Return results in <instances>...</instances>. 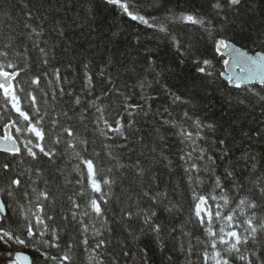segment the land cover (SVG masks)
I'll use <instances>...</instances> for the list:
<instances>
[{
  "label": "trees",
  "instance_id": "16d2710c",
  "mask_svg": "<svg viewBox=\"0 0 264 264\" xmlns=\"http://www.w3.org/2000/svg\"><path fill=\"white\" fill-rule=\"evenodd\" d=\"M136 3L139 5L140 14L147 18L156 17L157 21L163 20L171 10L177 16L180 13H198L211 18L213 26L220 28L219 20L210 9V0H136ZM23 4H27L28 7L24 8ZM87 7L93 9L91 14L86 11ZM254 7L256 8L254 19L249 20L243 34L227 33L236 47L250 54L261 51V40L257 37L261 31V24L264 23L259 0ZM29 9L31 19L27 18ZM26 23L38 31L42 30V36H33L30 39L31 29L24 27ZM167 27L185 47L191 44L193 53L211 60L210 70L213 74L207 77L206 90L193 88V81L199 74L194 71V66L187 56L181 57L176 52L170 36L130 20L118 8L105 5L104 0H90L87 4L85 0H0V49L11 38L13 48L8 49L9 59L20 68L27 65L25 71L17 78L26 90L19 93L22 105L25 108L30 106L26 92L35 90L34 94L42 109L46 107L43 103L45 98L49 102L48 106H54L57 112L74 107V111H69L72 119L62 120V123L71 125L78 134L88 139V151L82 155L94 159L97 164H102L106 168H112L111 175L116 178L109 204L102 205L106 210L105 218L108 221L106 227L111 231H106L105 226L99 221H95L93 229V220L78 215V219H83L89 228L86 234H82L81 226L71 222V212L79 213L84 210L86 197L77 195L80 184L76 181L87 183L85 166L78 160L64 155L58 156L54 164H41L44 176L38 181V188H46L51 198L55 200V221L49 223L64 228L65 222L61 217H69V223L61 234L60 244L63 248L66 242L71 240L77 245L71 253L72 264H97V261H103V264H142L143 257L140 252L142 248L147 252L149 264H186L185 254L178 250L181 243L185 248L188 246L189 238L182 236V226L184 231L191 233V242L194 245L196 237L203 238V230L198 227L195 220L189 222V216L193 215L192 192L184 172L187 165L180 159L181 155L191 150V146L181 142V139L173 134L174 130L171 127L163 125L164 120H179L182 112L187 110L205 122L218 123L215 132L206 129L202 133L206 139L196 141L197 148L205 149L207 156L215 160L214 174H210L203 171L210 161L193 159V162L201 165L200 177L204 181L202 184L191 186L196 188L197 193L218 195L219 190L214 191L216 176L221 177L225 190H229L232 180L225 179V169H233L236 178L246 182L250 174V169L247 168L250 161L246 162L242 157L245 153L254 154L256 157L264 156V140H261V134H264V117L260 115L259 107L248 112L230 107L225 102V97L229 94L232 97L242 94L243 87L236 89L223 80L224 58L215 52L212 38L203 28L178 20L169 21ZM34 40L39 47L33 43ZM40 48L47 51L46 65L42 62L44 57ZM17 52L20 53L19 56L16 55ZM147 55L156 60L155 72L147 68L144 59ZM54 69H59L61 77L59 81L53 74ZM156 72H161V75L157 77ZM85 73L92 77L91 86L86 84ZM36 76L40 77L39 88L48 94L47 97L37 89V86L30 84L31 79ZM109 80L112 84L108 83ZM141 80L146 84L143 90L139 87ZM196 83L199 85V80H196ZM163 85H167L172 92L184 99L191 100V103L173 105ZM60 88L64 89L62 97ZM53 92L57 94L56 100H52ZM194 92L196 96L192 99ZM77 96L80 97L81 103L79 106H73V100ZM98 97L101 99H97ZM125 97L128 98V104L141 107L125 109ZM93 101L104 107V114L109 123L117 119L121 121L125 126L123 130L126 138L114 132H108L107 136L100 134L96 125L99 113L95 107L90 106ZM164 108H169L172 116L164 112ZM81 111L85 116L83 121L79 115ZM129 111L132 112L131 116ZM0 114L2 136L4 123L8 122V117L16 118V113L10 106L5 110L2 97ZM129 122L132 124L131 128L127 127ZM188 124H191V121ZM45 127H49L47 122ZM103 127L101 122L100 128ZM220 140L226 141V144H220ZM222 148L228 150L227 155L221 151ZM59 151H65L64 144L59 146ZM109 151L117 159H110L107 156ZM94 153H99V156H95ZM162 154L167 160L162 158ZM196 155L197 153H193L194 158ZM6 158L9 161L13 159L0 152V164L4 163ZM137 162L140 167L146 169L143 177L136 175ZM78 164L84 174L83 179L76 169ZM26 166L27 164L21 165L20 168ZM260 166L261 161L257 160V167ZM45 180L47 184L44 183ZM4 183L3 177L0 176V186ZM87 191L90 192V188ZM145 191L149 195L166 193L167 199L159 205L153 204L143 195ZM69 197L75 198L81 205L79 210L73 208ZM169 202L177 204L181 210L169 214L164 208ZM215 203L209 200L213 210ZM138 209L157 211L154 219L163 228L166 245L164 252L160 251L152 233L145 231L140 234V229L144 227L140 218L134 216L131 220H122L124 212L135 213ZM52 210L49 208V211ZM9 215H12L11 210ZM96 229L100 230L99 235H95ZM128 230L139 234L140 239L133 241L128 235ZM19 234L25 235L23 232ZM85 238L89 241L87 250L80 243ZM99 240L106 243L96 249L95 245ZM19 247L22 249L19 250ZM200 248L201 246L197 245L193 249L191 260L194 264H200V259L196 255ZM20 251L30 255L32 264H42L43 258L33 248L20 245L8 248L2 244L0 264H8V253H12L14 257L15 253ZM49 252L51 255L59 254L57 249H50ZM125 252L128 255H124ZM169 256L172 257L171 261L167 259ZM43 264L49 262L43 261Z\"/></svg>",
  "mask_w": 264,
  "mask_h": 264
},
{
  "label": "snow or ice",
  "instance_id": "6c2138e0",
  "mask_svg": "<svg viewBox=\"0 0 264 264\" xmlns=\"http://www.w3.org/2000/svg\"><path fill=\"white\" fill-rule=\"evenodd\" d=\"M258 0H210V9L212 14L220 22V28L213 26V20L198 13H180L178 16L169 10V15L163 20L157 21L156 17L147 18L138 11L139 5L136 0H104L105 5L118 8L122 14L126 15L130 20L137 21L148 28L155 29L160 33L170 36L172 46L181 57L187 56L194 71L199 75L193 81V88L207 89V77L212 76V62L209 59L202 58L201 55L193 53V46L190 44L187 47L171 34L167 23L169 21H180L186 24L198 26L212 38V45L216 53L223 55L227 50L231 57L232 66L240 69L239 73L226 74L225 79L227 84L241 89L243 93L232 97L230 94L225 97V102L230 107L241 109L242 111L252 112L259 107L260 115L264 117V23L261 24V31L257 39L261 40V51L254 55H248L240 48L236 47L232 39L227 35L228 32L236 34L244 33L245 28L249 24V20L254 19V13ZM90 3V0H85V4ZM260 11L264 16V0H259ZM27 8V4H23ZM86 11L91 14L93 9L87 7ZM28 19H31V9L28 11ZM91 18V15H89ZM25 28L31 29L29 38L33 36H42V30L32 27L26 23ZM223 33V34H217ZM63 34V31H60ZM33 43L39 47V44L34 40ZM13 48L11 38L9 42L3 45L0 49V97L3 99V107L7 110L10 106L11 110L16 113V118L8 117V122L4 123V133L0 136V152L6 153L13 159L11 161L5 159V162L0 164V176L3 177L5 183L0 186V244L11 248L13 245L31 247L39 253L43 261L49 264H72V250L77 246L71 240L66 242L62 248L60 244L61 234L64 228L69 223L68 216H62L65 222L64 228L50 224L55 221L54 204L55 200L51 198L49 191L38 188V181L43 179L44 171L41 167L42 163L54 164L58 156H70L84 165L87 170V183L80 184L78 196L86 197V203L82 212L72 211L71 222L78 223L81 226V233L86 234L89 231L88 226L83 219H78L79 216L89 217L93 220V229H95V221H99L102 226H105L106 231H111L106 225V210L102 205H108L113 192V187L116 184V178L111 175L112 168H106L102 164H97L92 158L84 157L82 154L88 151V139L76 132V130L62 120H71L72 116L69 111H74V107L69 110H61L57 112L54 106H48L49 102L45 98L43 101L46 106L42 109L39 106L35 90H28L26 96L30 101V106L25 108L22 105L21 96L19 93L26 90L21 82L17 79L25 68H20L17 63L9 59L8 49ZM147 51V50H146ZM40 52L44 59L42 62L46 65L47 51L40 48ZM198 52V50H197ZM17 56L20 53H16ZM147 68L153 72L156 69V60L151 56H145ZM183 62V61H181ZM225 65L229 64V60L223 61ZM87 67V65H85ZM54 76L57 81L61 79L59 69H54ZM161 72H156L159 77ZM86 84L91 86L92 77L85 73ZM196 80H199L197 85ZM159 82V81H157ZM41 83L40 77H33L30 81L31 85L37 86V89L47 97V93L39 88ZM112 84V81H108ZM51 84V81H49ZM146 86L145 81L139 82L141 90ZM150 86V85H148ZM165 93L170 96L171 102L175 104H189L191 100L184 99L182 96L172 92L167 85L162 86ZM118 91V90H117ZM60 96L64 95V89H59ZM71 95V93H68ZM196 93H193L192 99H195ZM57 94L52 93V100H56ZM101 99V98H97ZM125 97V109L140 108V105H130ZM146 99H150L146 97ZM81 103L80 97H75L73 106H79ZM95 107L99 115L96 117L97 129L102 136H107L108 132H114L120 137H125L124 125L119 119L113 123L105 117V109L95 101L91 103ZM164 112L172 116L169 108H164ZM2 115V114H0ZM80 119H85L84 112H80ZM129 115L132 112L129 111ZM47 118V121H46ZM191 121V124L188 122ZM49 127H45V123ZM103 122L104 127L100 128V123ZM163 125L171 127L173 134L181 139V142L188 143L191 150L180 159L185 161L187 165L184 172L187 176V182L192 192L193 215L189 216V222L194 219L200 229L202 236L196 237V244L191 242V233L181 228V234L188 237V246L179 245V251L185 254L186 264H194L191 260L193 249L200 245V251L196 253L200 259V264H264V156L256 157L254 154L245 153L242 159L246 162L247 168L250 169L249 178L246 182H241L236 178L233 169H225V179L230 178L232 185L229 190H225L221 177L216 176L214 179L215 190H219L218 195H204L197 193L192 185L202 184L204 181L200 177L202 170L201 165L193 162L210 161L207 167L203 168L206 173L214 174L215 160L211 156H207L205 149L197 148L196 141L204 140L206 137L202 135L207 129L215 132L218 129V123L205 122L198 116H193L189 111L182 112L179 120L166 119ZM86 127V125H85ZM127 127L131 128L129 122ZM194 129V131H193ZM126 138V137H125ZM261 140H264V134H261ZM220 144H226V141L220 140ZM65 145V151L60 152L59 146ZM107 147V146H106ZM70 150V151H69ZM221 151L227 155V149L222 148ZM193 153H197L195 158ZM99 156V153H94ZM107 156L115 160L117 159L111 151ZM162 158L167 160V157ZM257 160L261 161V166L257 167ZM170 163V161H169ZM27 164L26 167L20 168L21 165ZM123 167V165H119ZM20 169V170H17ZM76 169L84 178L83 172L80 170V165H76ZM146 169L140 167L139 162L136 164V175L143 177ZM71 183V181H67ZM47 184V181H44ZM90 188V192L87 189ZM229 191L231 195H229ZM153 204H161L164 199H167V194L158 192L155 195H149L147 191L143 193ZM73 208L79 210L81 205L73 197H69ZM209 200L216 202L215 210L209 205ZM52 208V211H49ZM165 211L169 214L179 212L181 209L177 204L169 202V205L164 206ZM11 210L12 215H9ZM138 217L142 220L144 227L140 229V234L148 231L153 234L155 242L161 252H164L166 247L162 225L155 221L157 211L155 209H138L135 213L124 212L123 221L131 220L133 217ZM13 224L15 226L13 227ZM4 225H8L5 227ZM217 225L219 227L217 228ZM127 230V227H126ZM25 233L21 236L19 233ZM100 230H95V235H99ZM128 235L133 241H138L140 235L128 230ZM31 242V243H30ZM81 244L87 246L89 241L87 238L80 241ZM106 241H97L95 248L99 249L105 245ZM59 250L58 255H51L49 250ZM143 257L142 264H149L147 252L145 249H140ZM124 255H128L127 252ZM8 264H31L30 258L19 252H16L14 257L12 253H8ZM169 261L172 257L167 258ZM97 264H103V261H97Z\"/></svg>",
  "mask_w": 264,
  "mask_h": 264
},
{
  "label": "water",
  "instance_id": "95a60500",
  "mask_svg": "<svg viewBox=\"0 0 264 264\" xmlns=\"http://www.w3.org/2000/svg\"><path fill=\"white\" fill-rule=\"evenodd\" d=\"M241 50H242V49H241ZM242 51H244V50H242ZM244 52H246V51H244ZM246 53H247V52H246ZM247 54H248V55H254V54H250V53H247ZM222 56H223L224 60H229V64H228V65H225V64H224V72H223V74H222V78H223V80L227 81V80L225 79L226 74H229V73H239L240 69H239L238 67H235V68H234V67L232 66V63H231V57L229 56L227 50H225V52L223 53ZM242 87H243V86H242ZM4 131H5V129H4ZM0 199H1V197H0ZM19 253L28 256V257L30 258V261H31V264H32V259H31L30 255H28L27 253H23V252H19Z\"/></svg>",
  "mask_w": 264,
  "mask_h": 264
},
{
  "label": "rangeland",
  "instance_id": "374dc122",
  "mask_svg": "<svg viewBox=\"0 0 264 264\" xmlns=\"http://www.w3.org/2000/svg\"><path fill=\"white\" fill-rule=\"evenodd\" d=\"M22 249V247H19V250H21Z\"/></svg>",
  "mask_w": 264,
  "mask_h": 264
}]
</instances>
